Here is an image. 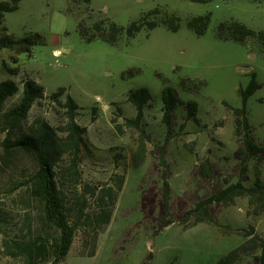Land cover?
<instances>
[{"label":"rangeland","instance_id":"obj_1","mask_svg":"<svg viewBox=\"0 0 264 264\" xmlns=\"http://www.w3.org/2000/svg\"><path fill=\"white\" fill-rule=\"evenodd\" d=\"M203 1L91 0L89 5L84 0H23L19 10L5 15L3 26L15 40L40 34L43 42L31 53H24L22 45L0 50V82L11 79L19 87L18 94L0 107V264H28L24 247L36 241L49 250L36 264H52L61 237L42 202L27 187L39 168L36 157L23 150L8 154L2 147L7 137L6 114L20 103L26 76L45 89L46 98L34 105L22 129L29 131L44 119L60 137L65 136L64 104L70 95L81 108L77 122L87 129L88 147L80 155L84 182L116 187L118 176L125 177L95 256L89 257L93 233L80 226L69 254L59 264H218L250 239L264 238V212L255 214L256 206L248 198H237L229 206L213 205L209 213L214 222H198L199 213L185 216L199 202L240 179L242 158L248 166L243 183L254 186L259 174L264 184V156L260 162L239 153L246 130L238 131L232 110L242 108L241 90L256 74L262 88L249 100L247 111L251 136L257 146L264 147V46L255 38L244 44L222 41L217 32L220 23L231 19L264 31V0ZM156 8L181 18V30L144 29L132 40L124 35L117 45L100 40L88 43L78 30L80 19L92 26L108 17L127 28ZM206 14L212 15L211 24L206 35L198 37L186 21ZM160 18L150 15L146 23ZM5 34L0 27V36ZM11 71L19 74L12 76ZM143 87L150 89L153 100L138 130L126 124L137 115L127 97L131 90ZM165 88H172L181 101L167 144ZM59 89L67 93L55 102L51 97ZM188 103L198 104L195 121L189 119ZM142 131L147 135L146 158L134 168ZM162 159L167 166H162ZM208 167L210 176L204 174ZM164 171L170 185L168 209ZM73 186L61 178V191L67 193ZM88 199V207L95 209V200ZM259 246L257 242L240 254L235 264H260Z\"/></svg>","mask_w":264,"mask_h":264},{"label":"trees","instance_id":"obj_2","mask_svg":"<svg viewBox=\"0 0 264 264\" xmlns=\"http://www.w3.org/2000/svg\"><path fill=\"white\" fill-rule=\"evenodd\" d=\"M23 0H11L10 2L0 1V27L6 34L0 36V50L11 49L22 45L24 53H31L34 46H38L43 42V36L40 34H31L23 39L15 40L10 34L7 27H4V17L7 13H12L20 9ZM194 2L204 3L203 0H192ZM86 4H91V0H84ZM156 14L161 16L159 21L146 23V17ZM212 21V15L191 17L186 21L187 28L198 37L205 36L208 32ZM159 26H164L168 31L178 33L182 28V20L175 14L156 8L150 14L144 15L138 22H133L130 26L123 27L105 18L98 24L88 26L84 20L79 21L78 30L81 37L88 43L100 40L110 45H117L121 42L124 35L129 40L135 39L137 35L144 29L153 31ZM94 35L90 34L93 33ZM218 37L222 41H231L244 44L250 38L257 39L264 46V31H256L238 20L231 19L219 24L217 28ZM130 75L133 71L129 72ZM18 71H11L12 76H17ZM257 75L252 76L249 86L245 90H241L242 108L232 109L237 116V128L241 131L246 130L243 140L244 147L239 150L241 155H248L249 159L263 160L264 147L255 144L251 136L248 103L262 87L256 82ZM23 97L20 103L9 113L6 114L7 137L2 142V147L9 154L15 150H23L33 154L38 162L39 168L37 173L32 177L31 182L27 185L36 199H39L45 207L48 219L53 222L61 232L59 242L55 245L54 261L52 264H59L69 254L75 234L80 226L87 228L93 233V242L91 243L92 251L89 257H93L97 250V241L101 234H104L110 225L119 194L122 192L125 177L118 176L117 186L111 184L90 186L83 180V172L80 167V155L83 149H87L88 145L85 139L87 129L77 122L78 112L81 109L78 103L70 96H67L64 108L66 109L67 128L63 133L65 136L60 137L57 131L46 120L40 119L36 123L35 128L29 131L22 129L24 123L29 118V114L34 105L46 98L45 89L35 80L26 76L23 82ZM19 92L18 85L13 80L0 82V107L10 98ZM67 93L66 89H59L51 98L55 102H59V98ZM128 102L136 109L137 115L135 119H127L126 124L141 130V124L145 116L147 105L153 100L152 93L148 88H139L131 90L128 94ZM175 91L172 88H165L162 91L163 103V120L167 128L166 143L173 135V117L177 106L180 104ZM189 119L197 120V103H188ZM120 110V109H119ZM95 110H93V113ZM94 120L96 118V113ZM116 124V121H112ZM19 130V133H17ZM116 130L121 134L120 127ZM146 139L147 135L142 131V141L138 148V152L134 156V168L141 167L146 158ZM165 151V147L162 148ZM162 152V153H163ZM162 166H167L164 159L161 161ZM60 163H66L60 166ZM248 172L247 160L241 159L240 179L236 183L229 184L225 189L218 193H213L210 197L202 200L198 205L188 211L185 216L189 217L193 214H200L198 222H214L210 216L209 210L215 204H223L226 206L235 203L237 198H248L250 205L256 206L255 214L264 212V184L259 174L256 183L252 187H248L243 183V177ZM206 176L212 174V170L208 167ZM69 179L74 183L73 189H68L67 193L60 190L61 178ZM164 183V200L165 208L168 209V197L170 193V185L167 181V173H162ZM69 196V197H68ZM90 196V197H88ZM88 198L95 200L97 205L95 209L88 207ZM80 224V225H79ZM83 224V225H81ZM259 242V250L261 254L256 257L260 264H264V238L255 237L245 242L243 245L232 251L228 256L219 261L218 264H235L236 259L242 253H246ZM28 264H36L38 258L47 257L49 250L45 243L36 241L29 243L24 247Z\"/></svg>","mask_w":264,"mask_h":264},{"label":"crops","instance_id":"obj_3","mask_svg":"<svg viewBox=\"0 0 264 264\" xmlns=\"http://www.w3.org/2000/svg\"><path fill=\"white\" fill-rule=\"evenodd\" d=\"M11 80V79H10Z\"/></svg>","mask_w":264,"mask_h":264}]
</instances>
